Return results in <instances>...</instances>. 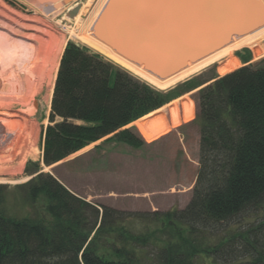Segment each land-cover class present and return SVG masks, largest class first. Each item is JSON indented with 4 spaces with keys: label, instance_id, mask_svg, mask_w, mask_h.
<instances>
[{
    "label": "trees",
    "instance_id": "trees-1",
    "mask_svg": "<svg viewBox=\"0 0 264 264\" xmlns=\"http://www.w3.org/2000/svg\"><path fill=\"white\" fill-rule=\"evenodd\" d=\"M204 83H182L184 92L201 86L193 95L199 169L185 207L129 211L96 205L51 174L36 173L39 164L33 162L26 172L36 175L20 187L29 204L44 201V216L7 214L8 187L0 185V264H198L200 255L224 264H264L255 226L217 234L233 217L264 204V63ZM172 95L101 53L67 42L43 132V164H55L108 135L142 146L140 135L125 127ZM151 222L156 226L150 228Z\"/></svg>",
    "mask_w": 264,
    "mask_h": 264
},
{
    "label": "rangeland",
    "instance_id": "rangeland-1",
    "mask_svg": "<svg viewBox=\"0 0 264 264\" xmlns=\"http://www.w3.org/2000/svg\"><path fill=\"white\" fill-rule=\"evenodd\" d=\"M87 1H75L76 4L84 5L79 15L81 23L88 20L99 0ZM68 10L67 5L59 10L52 6L44 11L19 0H0V111L16 113L14 116L0 114V117L18 121L27 118L37 124V132L31 141L18 148L13 139L14 134L0 123V185L8 187L3 203L5 212L16 217L43 215L44 201L41 199L34 205L29 204L23 197L24 188L20 187L40 172L51 174L76 195L96 205L104 204L129 211H167L185 207L191 198L199 169V128L194 121L196 103L193 95L201 86L184 92L182 83L191 80L193 84L206 82L202 85L205 86L214 78L224 76L243 65L264 63V53L256 58L251 49L243 47L233 52L238 64L231 71L219 74L218 63H215L175 86L163 89L172 90L173 99L147 117V120L163 115L166 123L171 125L169 108L173 104L168 103L177 99L176 104L182 114L181 102L186 99L179 97L184 94L193 102L194 115L189 121H181L175 128L170 127L155 140L146 141L133 121L125 128H131L140 135L145 141L142 146L133 147L108 139V135L61 161L46 166L41 159L43 132L49 123L50 95L53 93L59 54L62 55L69 41L97 52L80 37L76 21L67 16ZM9 16L15 20L9 19ZM25 25L48 31L47 34L37 32L45 42L24 36L34 32L27 30ZM70 29H75L74 35L70 34ZM262 45L264 46V40ZM225 60L222 59L221 63ZM48 98L49 105L43 103V99ZM33 102H36L35 107H32ZM161 124L158 121L154 127L158 128ZM33 162L39 164V170L29 174L26 167H30ZM251 225L257 230L255 239L264 247V204L233 217L227 221V228L217 234L219 238L226 234L230 236L237 229H248ZM155 226L153 222L150 223V228ZM256 226L260 227L256 229ZM236 240L238 238L234 242ZM196 261L198 264H224L205 255H200Z\"/></svg>",
    "mask_w": 264,
    "mask_h": 264
},
{
    "label": "water",
    "instance_id": "water-1",
    "mask_svg": "<svg viewBox=\"0 0 264 264\" xmlns=\"http://www.w3.org/2000/svg\"><path fill=\"white\" fill-rule=\"evenodd\" d=\"M53 8L73 0H37ZM81 3L67 11L73 18ZM264 25V0H109L94 36L117 55L166 79Z\"/></svg>",
    "mask_w": 264,
    "mask_h": 264
},
{
    "label": "bare ground",
    "instance_id": "bare-ground-1",
    "mask_svg": "<svg viewBox=\"0 0 264 264\" xmlns=\"http://www.w3.org/2000/svg\"><path fill=\"white\" fill-rule=\"evenodd\" d=\"M25 4L36 6L44 11L51 9L52 4L50 3H41L37 0H19ZM76 0H73L71 3L67 4V9L72 8L76 2ZM92 0H88L89 3ZM109 0H99L98 6L95 8L94 12L91 14V16L88 18L86 22H82L79 18V15L81 11H83L84 5L81 4V7L79 8L77 14L72 18L74 21H76V29L80 34V37L83 39L84 42H86L89 46H91L94 50L97 52L103 54L110 60H112L114 63L124 67L132 74L138 76L142 80L146 81L147 83L155 86L158 89H167L175 86L176 84L188 79L189 77L199 73L203 69L212 66L215 63H218L217 71L219 74H225L228 71H231L237 64L238 60L236 57L233 56V52L235 50L241 49L243 47H248L253 52L254 56L256 58L260 57L264 53V46L262 45V41L264 40V25L245 34L242 36H233L231 43L227 44L223 48L215 51L214 53L198 60L195 62H189L187 66L179 71L178 73L166 78V79H159L147 71L143 69L141 66H137L128 60L122 58L121 56L117 55L112 49L108 46H106L104 43L99 41L94 36V25L99 18L101 12L107 5ZM64 5H58L54 7L55 10H59ZM11 11V10H10ZM12 12V11H11ZM14 13V12H13ZM15 14V13H14ZM11 20H15L12 16L8 17ZM80 23H79V22ZM25 28L27 30H33L32 33H26L24 36L28 37L29 39H37L40 42H45L44 38L39 35L37 32H41L43 34H47L48 31H46L44 28L39 30L35 29L32 26L25 25ZM75 29H70V34H75ZM82 33V34H81ZM61 53L59 54L60 59ZM226 59L225 62L221 63L222 59ZM13 87V86H12ZM52 97V94L50 95V99ZM180 99L185 98L186 100H183L181 102L182 105V114H180L179 109L177 107L176 101L177 99L173 100L172 102L168 104H173L169 108V113L171 117V125H168L166 123V118L163 115H158L157 117L147 120L146 118L151 116L153 113L159 111L162 107L150 112L149 114L137 119L133 123L137 124L138 128L140 129L143 137L146 139V141L150 142L155 140L159 135H162L166 133L167 130H169L170 127H176L180 124L181 121H189L192 119L194 115V108H193V102L192 100L188 99L186 94L179 97ZM50 99H43V103L50 104ZM32 107L36 106V102L32 103ZM0 114H5L7 116H14L16 113L14 112H8V111H0ZM158 121L162 122L161 126L154 127V124H158ZM0 123L5 126L7 129H10L9 132L14 134V141L16 146L22 147L25 146L27 142H30L32 137L37 132V124L34 121H30L27 118H24L23 121L18 120H10L6 118L0 117ZM18 129V130H15ZM15 130L14 132H12ZM83 149V148H82ZM80 151V150H79Z\"/></svg>",
    "mask_w": 264,
    "mask_h": 264
},
{
    "label": "crops",
    "instance_id": "crops-1",
    "mask_svg": "<svg viewBox=\"0 0 264 264\" xmlns=\"http://www.w3.org/2000/svg\"><path fill=\"white\" fill-rule=\"evenodd\" d=\"M175 128V127H174Z\"/></svg>",
    "mask_w": 264,
    "mask_h": 264
}]
</instances>
